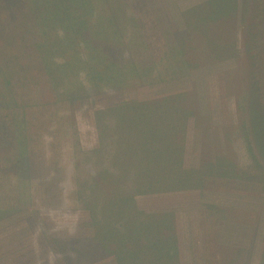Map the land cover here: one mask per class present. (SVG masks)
<instances>
[{"label":"rangeland","instance_id":"374dc122","mask_svg":"<svg viewBox=\"0 0 264 264\" xmlns=\"http://www.w3.org/2000/svg\"><path fill=\"white\" fill-rule=\"evenodd\" d=\"M207 1L0 0V264H119L93 239L106 201L117 198L100 172L113 152H92L101 143L95 112L112 129L114 107L164 93L188 94L184 106L195 115L186 126L191 119L198 128L200 163L186 168L200 170L201 188L217 177L254 198L252 209L223 210L241 233L237 247L211 237L210 264H261L250 239L263 218L264 162L252 141L247 87L254 79L252 106L264 111V64L248 75L239 49L248 0H232L236 16L225 36L201 21L212 35L205 42L196 16L211 11L198 8ZM206 69L213 80L200 77ZM184 144L183 160L191 161L198 144ZM263 245L264 236L258 255Z\"/></svg>","mask_w":264,"mask_h":264},{"label":"trees","instance_id":"16d2710c","mask_svg":"<svg viewBox=\"0 0 264 264\" xmlns=\"http://www.w3.org/2000/svg\"><path fill=\"white\" fill-rule=\"evenodd\" d=\"M220 1L208 0L198 6L199 9L211 7L205 17L196 16L197 31H201L205 42L211 40L212 35L206 33L200 25L201 21L210 20L214 22L212 27L221 26L219 38L227 34L228 24L231 25V18L236 16V4L232 0H226L224 10L218 14L215 5ZM241 29V49L248 65L247 73L252 75L258 62L264 64V0H248V6H243ZM186 39L188 37L183 38L178 47L183 48ZM253 83L254 79L250 80L249 77L247 88L251 112L248 121L251 123L252 141L264 162V111L252 106L257 93ZM187 96L181 93L153 101L124 102L113 108L117 118L112 129L105 121V115L100 118L98 114L101 111L95 112L101 143L92 152L102 154L107 153V149L113 152L114 161L107 167L104 164L100 171L104 174H100L102 179L111 180L114 187L111 190H115L117 198L106 201L107 211L97 217L100 230L93 239L106 252L108 249L113 251L118 256L119 264H127L126 259L128 263H139L138 259L141 260L143 256L162 254V250L168 248L169 237L173 236L169 232L163 233V225L159 224L162 218L167 220L168 215L140 210L135 203L136 195L201 187L203 177L200 170L186 168L183 162L187 117L195 115L188 106H184ZM198 119L199 116H196L197 122ZM109 130L112 138L107 136ZM106 137L111 138L113 143L104 142ZM105 194V191L101 193L102 196ZM110 239L119 240L123 244L122 249L111 250Z\"/></svg>","mask_w":264,"mask_h":264},{"label":"crops","instance_id":"0c3cea01","mask_svg":"<svg viewBox=\"0 0 264 264\" xmlns=\"http://www.w3.org/2000/svg\"><path fill=\"white\" fill-rule=\"evenodd\" d=\"M242 4L239 3V12H241ZM238 11V10H237ZM237 15V20H238ZM239 21L237 22V25ZM241 45V42L239 43ZM241 50V46L239 48ZM225 67V66H224ZM223 67V68H224ZM228 67V66H227ZM220 69V72L222 69ZM211 69L201 72L200 77L208 80L213 78ZM192 75H194L192 73ZM172 93H164L154 97H146L144 99L163 98L170 96ZM203 100V99H201ZM201 111L205 112L207 104L201 102ZM191 120V119H190ZM190 120L186 129L187 146L194 145L191 161L185 156L184 166L196 167L200 163L198 158V132L195 126H191ZM192 131L195 135L192 136ZM217 181L207 183L205 187L190 189H171L157 193L138 194L135 197L137 207L144 212H157L168 215L167 220L162 218L159 222L162 226V232L172 234L169 237V245L160 255L143 256L139 263L136 264H210L211 253L209 249V240L213 237L220 245H230L237 247V236L241 233L237 226L240 224L237 220H231L223 213L225 208L236 209H252L254 198L249 197L245 192L237 191L236 188H227L217 177ZM263 218H261L256 228L255 238L251 235L250 242L255 239V253L251 257L256 263L259 259L264 264V245L260 249L258 255V243L264 236V204ZM263 221V222H261ZM166 237V236H165ZM242 241V237L240 238ZM260 248V246H259ZM262 253V256H261ZM261 256V257H260ZM116 257V256H115ZM117 258V257H116ZM126 263L128 261L126 259ZM129 264H134L130 263Z\"/></svg>","mask_w":264,"mask_h":264}]
</instances>
